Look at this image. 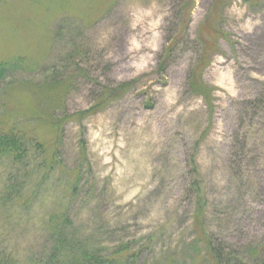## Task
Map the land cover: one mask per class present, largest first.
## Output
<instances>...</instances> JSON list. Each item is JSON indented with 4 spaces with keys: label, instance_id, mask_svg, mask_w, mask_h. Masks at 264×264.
Instances as JSON below:
<instances>
[{
    "label": "rangeland",
    "instance_id": "374dc122",
    "mask_svg": "<svg viewBox=\"0 0 264 264\" xmlns=\"http://www.w3.org/2000/svg\"><path fill=\"white\" fill-rule=\"evenodd\" d=\"M214 1L0 0V62L15 66L0 81V128H35L58 147V163L35 148L24 166L0 155V251L17 264L46 256L48 219L67 212L78 252L209 264L195 246L199 199L207 229L232 251L264 242V0L219 11ZM177 17L187 26L161 68ZM211 27L224 35L203 73L212 114L187 85ZM123 83L131 90L114 96ZM108 92L98 112L64 124L59 145L34 124L82 115Z\"/></svg>",
    "mask_w": 264,
    "mask_h": 264
},
{
    "label": "trees",
    "instance_id": "16d2710c",
    "mask_svg": "<svg viewBox=\"0 0 264 264\" xmlns=\"http://www.w3.org/2000/svg\"><path fill=\"white\" fill-rule=\"evenodd\" d=\"M178 5H181L183 0H176ZM229 0H215L213 7L215 11H219L220 7ZM187 11V10H185ZM177 20V21H176ZM173 22L174 29L172 30L173 36L168 37V41L165 44L159 65L164 68V62L169 60L175 47L178 45L176 39L177 36L184 32L187 22L180 20L177 17ZM198 36V42L200 44L201 52L198 55V59L194 66L191 68L188 77L187 85L193 94L200 96L204 101L208 111L212 114L214 112V90L209 86L204 80V70L210 63V57L213 52L217 50L216 38L218 36H224L218 29L211 27L209 33L205 32L203 35ZM173 37V38H172ZM16 65V64H14ZM7 60H1L0 62V81L4 79L7 72L14 68ZM124 84V85H123ZM118 89L114 91V96H121L127 91L131 90V83H123ZM113 92V91H111ZM108 93H102L99 95L96 103L90 107L88 110L84 111L82 115L78 113L69 114L67 112L63 113L62 116H51L54 112L50 114L43 113L42 115H36L34 122H41L49 128L52 133H55L56 137L54 144L59 145L61 138V132H63L64 124L67 121H81V116H89L98 112L102 105L114 96ZM102 106V107H101ZM24 124H33V120H29L28 117L23 118ZM29 122V123H28ZM16 123H19L17 121ZM63 126V127H62ZM33 128V125L31 126ZM30 134L24 132V128H20L16 125L11 127L5 125L0 128V155L10 157L13 159L14 164L19 166H24L25 158L29 155L31 148L39 150V157L43 158V161H50V163H58V159L53 155L57 154L58 147L50 152L49 148H45L44 140L39 137V133L35 131ZM54 130V131H53ZM52 165L49 166V168ZM15 189V187L13 188ZM9 193V192H8ZM203 199H199L196 203L194 210V232L196 235L195 246H200L201 250L204 252L205 257L209 264H264V242L259 244H254L250 250L244 249L232 251L226 241L220 239L218 236L213 235L207 229L206 226V214ZM51 238L53 240V247L49 250L48 254L44 257L34 255L32 257V262L29 264H127V255L124 254V249H119L111 255L98 254L96 251L85 249L83 253L78 252V249H71V241L69 239L68 229L71 226V222L67 216V212H62L50 216L48 219ZM229 247V248H228ZM0 264H17L15 259H12L5 251H0Z\"/></svg>",
    "mask_w": 264,
    "mask_h": 264
}]
</instances>
